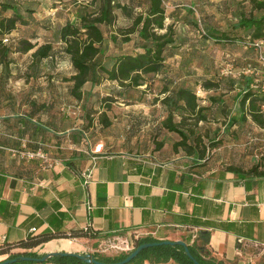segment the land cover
I'll list each match as a JSON object with an SVG mask.
<instances>
[{"label": "crops", "instance_id": "crops-1", "mask_svg": "<svg viewBox=\"0 0 264 264\" xmlns=\"http://www.w3.org/2000/svg\"><path fill=\"white\" fill-rule=\"evenodd\" d=\"M41 82L35 90L0 97L12 102L0 109V246L43 233L90 231L94 238L53 240L33 250L87 254L107 241L199 245L207 235L208 257L222 264H264V177L229 171L239 166L218 150L203 160L168 144L156 150L165 113L149 92L117 98L113 125L101 130L95 119L86 147L81 126H48L49 111L28 109L47 100ZM107 84L97 89L107 93ZM88 169L93 173L85 184ZM6 259L0 255V263Z\"/></svg>", "mask_w": 264, "mask_h": 264}, {"label": "trees", "instance_id": "trees-1", "mask_svg": "<svg viewBox=\"0 0 264 264\" xmlns=\"http://www.w3.org/2000/svg\"><path fill=\"white\" fill-rule=\"evenodd\" d=\"M55 1L58 4L64 5V0ZM167 1L127 0L125 4L118 3L117 6L122 12L121 15L125 16L131 22L125 31L122 29V35L124 37L122 42L125 44L133 42V50L128 52L115 50L112 54L107 55L103 62L99 61V57L103 55L104 45L108 42L114 45L118 44V35L113 32L107 33L105 30L114 28L117 24L118 18L114 10V0H90L87 1L89 3H82L80 0L71 1L72 5L82 3L83 9H80L75 19H69L58 31V37L61 42L60 54L64 56L65 61H67L72 70L69 77H65L64 79L65 82L69 83L68 92L70 98L84 102L86 107L91 100H97V104H99L97 113H93L92 111L88 113L92 117H95V119H98V126L101 130H108L113 125L112 114L114 108L112 107L110 109L106 104L114 106L119 100L117 98H120V96L128 97L130 92H133V97L140 96L141 93L145 95L150 91L144 90L139 93L137 91L142 87L147 88L149 84L148 79L152 76L161 75L166 68L167 52L169 48L176 44V33L173 25H166ZM252 2L256 10H264V0H253ZM8 6H11L10 9L14 10L16 17L0 20V60L2 64L1 71L4 70V81H8L12 76L13 62L8 60L12 49L4 46L3 42L5 38L9 39L11 32L18 25L19 18H21L18 8L12 5ZM64 6L66 8L69 7L67 4ZM96 6H99L98 9H96ZM93 8L94 10H92ZM4 9H8L6 5ZM234 28L247 31L254 44L259 41H264V14L259 17L243 18ZM203 34L208 42L218 45L234 43L232 38L227 35L216 36L206 32H203ZM54 50L55 48L52 43L38 45L28 40L22 41L16 49V52L23 54L32 52V63L27 71V79L30 82L33 81V90L36 89V81L45 75L43 73L44 66H42V63L45 60L54 59ZM256 54L260 58V53L257 50ZM253 76V74H250L244 78V90L241 94V96L243 95L241 100L242 119L246 120V113H248L257 125L264 128V90H262L260 83L255 82L256 78ZM51 81L49 80L46 88L54 86L53 83H50ZM105 83L111 84V89L107 93H103L97 89ZM174 84L176 85L175 82L166 84L163 81L159 82V85L162 87L158 95H156L157 97H155L154 102L161 103L165 114L164 120L158 126L159 134L155 136L154 144L162 132L177 134L181 139L173 145L175 152L181 153L180 148H183L186 152L184 155L186 156L198 160L210 158L212 152L221 148L220 141L213 139L210 147L204 145L201 148L199 145H193L189 141L194 135V132L185 129L183 127V121H175L176 116L184 120V116L188 114L189 118L196 119L198 123L205 122L207 117L203 113L208 108L199 105L202 99L190 87H186L183 84L171 88ZM214 86H216L215 83L207 81L202 87L211 89ZM217 86L219 85L217 84ZM254 86L258 87L259 90L254 91ZM1 91L2 88H0V97L6 99L8 95H3ZM51 96H54L56 99H52L51 97L45 103L32 102L28 109L35 112L43 109L51 111L54 102H56L55 100H58L56 95ZM48 100H51V102ZM212 101L217 102L216 99H212ZM11 103L9 102V104ZM64 110L69 113L71 106H64ZM95 119L92 120L91 124L86 125L87 120L85 114L80 119L82 123L79 126L82 127L85 134H88L86 137L85 135L83 136V133H80L81 141L83 144H86V147L89 139H92L93 134H95V131L92 134L88 133ZM232 123H235V120ZM163 147L164 142L161 141L157 147L155 146V149L160 150ZM262 168L263 165L261 164L254 165L248 170L240 166H230L228 170L239 174L241 178H246L247 176L264 177V170ZM95 236L90 231H76L71 234L43 233L37 236H30L25 241L17 244L0 246V255H7L8 259H18V262L14 264H36L35 262L21 261L20 258L43 257L44 254L40 255L37 252H33V250L53 240L94 238ZM201 237H207V239H203L202 244L198 245L196 241L193 244L188 242L189 250L198 264H222L208 257L209 252L206 247L209 243L208 236L201 235ZM155 242L158 241L152 238L138 239L135 240V248L142 244ZM127 255L117 257H99L98 255H94V257L101 262L110 264L124 260ZM146 261L151 264H162L169 261H174L177 264H196L188 257L185 249L181 246H158L149 248L142 251L130 264H139ZM47 263L85 264L75 257L51 258Z\"/></svg>", "mask_w": 264, "mask_h": 264}, {"label": "rangeland", "instance_id": "rangeland-1", "mask_svg": "<svg viewBox=\"0 0 264 264\" xmlns=\"http://www.w3.org/2000/svg\"><path fill=\"white\" fill-rule=\"evenodd\" d=\"M73 0H64V5H69L66 11L64 5L56 3L55 0H0V20L16 17L12 5L19 9L20 17L16 29L11 32L9 42L4 46L10 47L12 53L8 60L12 61V76L8 81L3 80L4 70L0 69V88L5 96L10 94H20L28 92L33 86V81H28L27 71L32 63V52L23 54L16 52L22 41L28 40L33 44L52 43L55 48L53 60H45L43 73L40 78L42 87H46L49 80L54 86L46 88L44 93L47 99L51 95H56L53 108L49 111L50 117L48 126L60 123L62 129L79 126V121L85 114L87 122L91 124L95 117L88 112L97 113V100L93 99L87 107L84 102L76 101L69 97V83L65 82V77H69L72 70L61 52V42L58 37L59 29L66 24L67 19L75 18L82 3H89L90 0H80L82 3L72 5ZM253 0H168L166 25H173L176 33V44L169 48L167 52L166 68L159 76L149 78V84L145 90L150 91L151 100L158 95L163 83L175 82L171 88L185 85L196 92L202 99L199 105L207 107L204 111L207 120L198 123L196 119L184 116V120L176 116V122H182L184 128L193 131L194 135L189 141L193 145L203 147L213 142V139L220 141L219 153L225 159H235V163L244 169L252 166L264 165V128L257 125L246 113V120L242 119L241 100L243 98L244 78L250 74L249 69L254 71V78L261 80L264 77L262 62L257 57L252 38L243 29H235L243 18L259 17L264 14V10H256ZM263 1V0H258ZM117 24L113 28L105 29L107 33L113 32L118 35V44L108 42L104 45L103 55L99 61H105L107 55L115 50L128 52L133 50V42L123 43L122 29L130 26L131 22L121 15L118 3L125 4L127 0H114ZM7 6V10L4 6ZM99 6H96L98 9ZM56 9V10H55ZM53 10V11H52ZM94 10V8L92 9ZM203 32L216 36L227 35L234 41L233 44H215L208 42L204 38ZM262 51L264 52V46ZM0 65L1 60H0ZM209 67V68H207ZM257 74V75H256ZM52 77L51 79H49ZM49 79V80H48ZM39 79L36 83H40ZM212 81L216 86L205 89L202 86L205 82ZM217 84L219 86H217ZM111 84H107L106 89H111ZM258 91V87H253ZM140 91H137L138 93ZM133 95V92L128 94ZM105 99L106 96H104ZM52 99H56L54 96ZM216 99L217 102H213ZM51 102V100H48ZM224 103V104H223ZM8 101L0 102V109H7ZM51 105V103H50ZM64 106H71L69 113L65 112ZM85 106V108H84ZM110 109L116 108V104L108 105ZM129 109L139 111L140 106H133ZM86 112V113H85ZM264 112V108H263ZM235 120V123L232 121ZM160 141L168 144L173 149L175 142L180 140L177 134L165 133L160 137ZM158 139V140H159ZM196 141V142H195ZM160 142L156 140L157 147ZM181 153L185 150L180 148ZM113 241V239H112ZM135 249V244L105 242L94 247L92 256L117 257L127 255ZM43 255V253H38Z\"/></svg>", "mask_w": 264, "mask_h": 264}, {"label": "water", "instance_id": "water-1", "mask_svg": "<svg viewBox=\"0 0 264 264\" xmlns=\"http://www.w3.org/2000/svg\"><path fill=\"white\" fill-rule=\"evenodd\" d=\"M158 246H181L185 249L186 254L190 259H192L196 264H198L197 260L191 254L189 247L186 242L178 240V241H158L155 243H146L142 244L139 247L135 248L131 253L127 255V257L118 262V263H110V264H130L133 260H135L142 251L147 250L149 248L158 247ZM56 257H75L79 260L83 261L85 264H108L99 261L91 254H78V253H66V252H52L46 253L41 258H30V257H21V261L27 262H35V263H47L51 258ZM18 262V259H6L5 261L1 262L0 264H14Z\"/></svg>", "mask_w": 264, "mask_h": 264}, {"label": "built area", "instance_id": "built-area-1", "mask_svg": "<svg viewBox=\"0 0 264 264\" xmlns=\"http://www.w3.org/2000/svg\"><path fill=\"white\" fill-rule=\"evenodd\" d=\"M43 1H45V0H43ZM8 42H9V39H8V38H5V39H4V43H8ZM254 45H255V47H256L257 49L260 50V51H259V53H260V60H261V62H262L263 68H264V52L262 51L263 46H264V41L256 42ZM247 72L250 73V74H255L254 71H252V70H250V69H249ZM256 75H257V74H256ZM255 82L260 83L262 90H264V79H263V80H262V79H261V80H259V79H255ZM92 173H93L92 169H88V170L83 174V177H84V180H85V182H84L85 184H88V183L90 182L91 177H92Z\"/></svg>", "mask_w": 264, "mask_h": 264}]
</instances>
